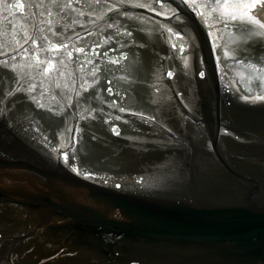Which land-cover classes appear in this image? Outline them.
<instances>
[{
  "label": "water",
  "instance_id": "1",
  "mask_svg": "<svg viewBox=\"0 0 264 264\" xmlns=\"http://www.w3.org/2000/svg\"><path fill=\"white\" fill-rule=\"evenodd\" d=\"M68 2L0 0V264H264V35Z\"/></svg>",
  "mask_w": 264,
  "mask_h": 264
},
{
  "label": "snow or ice",
  "instance_id": "2",
  "mask_svg": "<svg viewBox=\"0 0 264 264\" xmlns=\"http://www.w3.org/2000/svg\"><path fill=\"white\" fill-rule=\"evenodd\" d=\"M75 2H79V0H75ZM99 2V0H97ZM193 7V10L197 9H202V11L198 12V15L202 16L207 23L210 18H213L217 22H221L224 24L225 27L228 26V24L231 21H241L246 25H252L254 27H247L242 29L245 33L247 32H254L259 35H264V24H261L258 20L253 18L250 14L240 12V9H248L249 12L251 11L252 8L255 7V5H248V4H241V3H231L229 0H224V2H219V0H209L208 3H203V4H193L190 5ZM22 7V6H19ZM63 7L66 8H72L73 7V2L72 0H69L68 3L64 4ZM112 9H109L111 11ZM52 13L48 12V16H51ZM80 15H84L83 12H80ZM49 24H51V21H49ZM51 31V28L49 29ZM42 31V30H41ZM55 35L56 33L53 32ZM31 39V36H27L25 39V43H27V40ZM44 40H47L48 38L45 36L43 37ZM33 43H36V41H33ZM22 47V45H20ZM68 46L66 44H60L59 46L52 44L50 50L53 51H58L59 48H67ZM75 51L78 53L84 52L83 48H75ZM107 55V53H105ZM67 56L69 59L72 58L73 53L71 51L67 52ZM37 63H44V61H40L39 58H36ZM116 61H113L115 63ZM63 63V61H61ZM251 71H259L258 69L255 68V66H250ZM55 68V65L51 62L48 61L47 67L44 69L43 75L47 76L50 71H52ZM95 74V73H93ZM171 75V73H169ZM250 91V90H249ZM245 100H251L252 102L255 101H264V92H262L259 95H252V96H245Z\"/></svg>",
  "mask_w": 264,
  "mask_h": 264
}]
</instances>
